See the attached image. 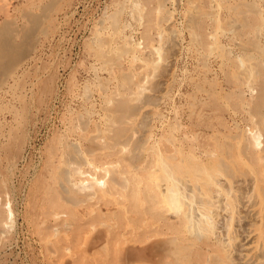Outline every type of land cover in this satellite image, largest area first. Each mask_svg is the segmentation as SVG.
<instances>
[{"label": "rangeland", "instance_id": "obj_1", "mask_svg": "<svg viewBox=\"0 0 264 264\" xmlns=\"http://www.w3.org/2000/svg\"><path fill=\"white\" fill-rule=\"evenodd\" d=\"M34 2L35 5L33 4ZM231 4L232 6L255 5L256 9L253 7L255 12L252 11L247 16L248 27L241 26V19H235ZM38 5L40 7L37 8ZM26 7L27 9H25ZM21 8H24V11ZM29 8H32V10ZM26 10L27 12L30 10L29 14H27ZM198 11L201 12L198 13ZM43 13L47 15V18H44L46 15L43 16ZM20 14H23V16ZM36 14H39L38 16L41 15V18H43L42 24L39 26L40 29L38 31L36 29L35 33L33 32L32 40L29 44H26L27 49L21 47L22 52L20 53L21 55L19 54L18 61V64L22 65H20L21 68L18 71L20 76L16 75L15 79L7 85L8 90L6 87L0 91V264H127L123 255L124 244L118 243L117 253L116 244L112 238L117 233L121 234L130 231L128 227L131 223V217L123 209L118 210L116 214H109L108 207L105 204L109 202V207L113 208L116 203L124 202L123 190L121 187H115L108 196L104 195L102 191L104 192L110 179L107 175L110 174V171V175L115 172V174L119 173L121 175L118 174L119 177L126 178V170L130 166L123 161L122 157L124 155L122 153L121 156L118 153L107 156L110 148H104V146L108 147L106 140L90 138L99 122H101V109H104L105 99L111 98V92L113 94L114 91L115 96L117 95L119 98H117L118 100L130 94L126 97L127 100L126 98L124 99L126 102L122 103V105L126 109L128 108L127 111H132L136 108L135 105L140 101V98H142V101L147 94H151L149 90H155L154 87H158L162 75L164 76L167 70L172 69L174 80L168 90L169 93L167 92L168 98L165 96L164 100L166 101L163 100V103L156 110L158 116L163 115L160 118L164 117V120L162 121L158 118L157 121L155 120L153 123V127H155L154 136L149 142L151 144L154 140H158L162 132L166 133V136L174 131L172 134L175 135L178 134V131L189 127L197 131L198 127L194 122H198L202 126L204 121L213 115L208 109L204 111L200 120L196 119L200 111V104L204 100L206 102L207 96L205 93L196 91L193 87L195 86L193 80L198 83L197 81H199L198 79L201 78L203 73L201 72L204 66L202 63H205L206 68L209 69L207 80L213 81V79H217L221 87H223V93L229 92L228 78L221 70L222 64L226 62L225 60L231 58L233 61L235 60L237 69L241 68V62L238 63L241 57L239 55V45L246 38H254L264 49V23H259L260 17L264 20V0H0V27L5 24L9 26L12 24V28L16 27L14 29L23 30L29 26V18H37ZM196 15L199 17L197 18V20L199 19L198 22L197 20L195 21ZM193 16L196 17L193 18ZM188 17L192 18L189 19ZM8 19H11V21ZM193 19L197 22V30ZM168 21L171 23V25H168L170 27L167 26ZM236 22H238L239 27ZM44 26H46L45 29H43ZM228 28H231V31L227 33ZM257 28L258 31L256 30ZM42 29L45 32L42 31L43 33H40ZM171 30L175 31L176 34ZM252 30L256 34L252 33ZM195 31L197 35L195 37L198 40L193 36ZM209 35L215 36L212 38ZM192 36L193 39H191ZM35 40H37L36 43ZM197 41H199V45ZM237 42L238 46L236 45ZM215 46L217 47L216 50H209V48L214 49ZM221 49L228 54L225 59L219 55ZM209 51L213 52L210 53ZM27 52H29V55ZM39 52L42 53L40 54ZM102 52H105L104 54L107 57L100 55L103 54ZM109 54L112 59H110ZM203 55H205V59L202 58ZM21 56H24V58H21ZM171 58L172 62L169 63L168 59ZM116 62L121 65L118 66ZM104 63L108 64L107 68ZM214 69L216 75L212 73ZM123 75H126V78ZM124 78L126 84L124 83ZM142 83L145 89L140 87ZM123 84L127 87L129 85V88H125ZM102 85L108 89L104 87L106 88L104 89L105 91L103 88V91H100V88L103 87ZM123 86L125 90L121 89ZM146 86H149L148 90ZM16 87L17 89H15ZM140 88H142V91ZM243 91L245 96L249 97L250 93L245 88H243ZM139 92L142 93L140 98ZM132 93L135 96H132ZM119 94L121 95L119 96ZM129 97H132V101L134 99L135 101L132 103ZM127 101L132 103V105L130 104L131 107ZM134 102L137 103L134 104ZM92 105V108L95 109H90ZM81 106H84V109ZM173 110L177 113L175 114ZM93 113L94 115H91ZM221 117L222 123H228L229 125L234 123L235 120H239L231 117L227 112H224ZM173 118H177V121ZM213 121L217 122V119ZM82 122L84 125H81ZM180 123L183 126H180L181 130H179L180 127L178 128V125H181ZM74 124L80 129L75 127ZM85 126L87 130L84 129ZM175 127L178 129L176 130ZM69 128H72V130ZM123 129L131 131L126 126ZM88 138H90L91 143L88 142ZM74 142L75 144H72ZM65 144L75 145L78 151L80 150V155H78L79 162L75 164V166H78V171L75 170L76 172L74 171L76 167L71 166L74 163L68 164L70 165L69 167L64 163ZM100 146L101 149L103 148L102 150L98 149ZM81 158L86 163L83 159L79 160ZM80 164L85 167L82 165L79 167ZM110 165L118 168H113ZM70 167L73 168L71 169ZM59 168L69 172L67 173L69 175L67 176L69 177L68 182L72 184L70 187L73 188L70 191L71 195L67 194L69 197L63 195L65 193H63L58 184L60 181L58 180ZM72 170L75 172L74 174ZM105 170H107V173H105ZM92 177L95 178L92 180L93 183L91 182ZM103 178L105 179L100 180ZM83 181L85 182L83 183ZM88 182L98 184L101 187L91 185ZM102 182H104V188ZM43 188L46 189L43 190ZM75 188L77 190H74ZM34 189L37 190L35 191ZM90 190L95 193L92 194ZM74 196L78 198V202L76 201L77 205H74L76 203L74 202L76 200ZM69 198L74 200H68ZM73 202L74 204L71 205ZM7 208L11 211L10 213ZM92 211L93 213H91ZM8 217H11V219L8 220ZM10 220L14 223H11ZM91 221L95 222L96 227L105 231L106 235L105 242L102 241L103 243L100 242L95 246L90 245L87 242V237L83 235L80 239H76L74 236L78 224ZM66 222H71L72 224L70 223L71 225L68 226L69 223L67 225ZM101 223L102 227L100 226ZM107 225L111 227L107 228ZM53 234L56 238H54ZM83 240H86V242ZM48 242L52 245H49ZM104 248L106 250H103ZM51 249L56 252L53 250L50 255ZM86 251H89V253H86ZM64 257L67 260L64 261ZM59 260L60 262H58ZM131 264H139V262L135 261L131 262Z\"/></svg>", "mask_w": 264, "mask_h": 264}, {"label": "bare ground", "instance_id": "obj_2", "mask_svg": "<svg viewBox=\"0 0 264 264\" xmlns=\"http://www.w3.org/2000/svg\"><path fill=\"white\" fill-rule=\"evenodd\" d=\"M175 1H178V0H175ZM35 2L33 3L34 5H35ZM237 2H239V1H237ZM189 3H190V1H189ZM226 3H228V2H226ZM176 4L178 7L177 2H176ZM189 5H191V4H189ZM193 5L195 6V4H193ZM209 5H210V3H209ZM228 6H229V4H228ZM230 6H232V4ZM38 7H40V6L38 5L37 8ZM175 7H176V5H175ZM190 7L192 8V6H190ZM253 7L255 8V5L254 6L253 5L252 6H250V5H248V6H245V5H234V6H232L231 10L234 13L235 19H241V23H240L241 26H243V27L249 26V24L247 22V16H249L252 11L255 12L256 8L254 9ZM213 8H215V7H213ZM226 8H227V6H226ZM25 9H27V7ZM29 9L32 10V8H29ZM30 10H28V12ZM46 10H48V9L46 8ZM22 11H24V8L22 9ZM38 11H40V10H38ZM187 11H188V9H187ZM1 12H2V10H1ZM26 12H27V10H26ZM26 12H24V13H26ZM28 12H27V14H29ZM47 12H49V11H47ZM199 12H201V11H198V13ZM214 13H215V11H214ZM261 13H263V12H261ZM23 14H20V15L23 16ZM38 15H37L36 19L35 18H29L30 19L29 26L27 28H24L23 30L14 29L16 27L12 28V26H11L12 24L10 26L6 25V24L5 25L2 24L4 26L0 27V91H2L4 88H6L7 85L15 79L16 75H18V71L21 68L20 67L21 64H18L19 54L22 52L21 47L27 49L26 44L27 43L29 44V42L32 40V36L35 33V30L37 29L36 31H38V29H40L39 26L42 24L43 18H41V15L40 16H38ZM44 15H46V14L43 13V16ZM189 15H191V14H189ZM206 15H208V14H206ZM14 16H15V14H14ZM33 16H34V14H33ZM202 16H203V14H202ZM195 17L193 16V18H195ZM44 18H47V15ZM191 18H189V19H191ZM197 18H199V17L197 16L195 21L197 20ZM4 19H5V17H4ZM14 19H15V17H14ZM16 19H18V18H16ZM259 19H260L259 23H264L263 22L264 20L262 19V17H260ZM8 20L11 21V19H8ZM198 20H197V22H198ZM195 21L193 19V22H195ZM231 21H232V19H231ZM197 22H195V24H194L195 26L197 25ZM236 23L239 27L238 22H236ZM14 24H15V22H14ZM21 25H23V24H21ZM45 25H48V24H45ZM168 25H171V23L169 21L167 22V26ZM188 25H190V24H188ZM232 26H231V28H232ZM168 27H170V26H168ZM259 27H261V26H259ZM45 28H46V26H44L43 29H45ZM187 28H188V26H187ZM189 28L191 29L190 26H189ZM193 28H195V27H193ZM231 28H228L227 33H228V31H231ZM43 29L40 31V33L45 32ZM195 29L197 30L198 26H196ZM205 30H207V29H205ZM256 30L258 31V28ZM171 31H173V30H171ZM173 32L175 33V31H173ZM229 33H231V32H229ZM252 33H255L254 30H252ZM195 35H196V31H195V33H193V36L196 39ZM193 36L191 39H193ZM214 36L215 35H213V37ZM240 36H241V34H240ZM259 36H260V34H259ZM209 37H212V36L209 35ZM225 37H227V36L225 35ZM196 40H198V39H196ZM36 41L37 40H35V43H36ZM197 42L199 45V41H197ZM257 42L252 37H250L249 39L246 38V40L241 41L240 45L237 42L236 45L237 46L239 45V52H240L239 55H241L240 59L238 60V63L241 62V64H242L240 69H237V67L235 66V60L233 61L231 58L225 60L226 62L222 64L221 70L226 75V78H228L227 81L229 82V87H230L229 92L223 93V91H222L223 87H221V84L217 79H213V81L207 80L208 79L207 75H208L209 69L206 68L207 66L205 63H202V65L204 64L203 70L201 71V72H203L202 76L199 79L196 77L199 80V81H197L198 83H196L195 80H193V83L195 84V86H193V87L196 89L197 92L205 93L207 97H206V102H204L205 101L204 100L200 104V108H199L200 111L197 114L196 119L200 120V118H202V114H204V111L208 110V109L210 112H212L213 116L208 117L204 121V124L202 126H200V124L198 122H194L195 125L198 127L197 131H194V129L191 127L185 128L184 130H181L182 128L180 126H182V123H180L181 125H178V128L180 127L179 130H181V131H178V134L174 135V134H172V132H174V131H172L171 134H167L165 136L166 133L164 134V132H162V134L160 135L158 140H156V141L154 140L151 144L149 142L151 140L152 136H154V132H155L154 128L155 127H153V123L155 122V120L157 121V118L159 120H162V121L164 120L163 119L164 117L162 119L160 118V116H163V115L158 116V113L156 112V110L158 109L160 104L163 103L165 96L167 97V92H168L171 84H173L174 73H173L172 69L167 70V72L165 73L164 76L162 75L160 82L158 83V87L157 88L154 87L155 90H153V89L151 91L149 90V92H151V94H147L146 97H144V99L142 101H141L142 98H140V95L142 96V93L139 92L138 95H139L140 101L136 98L139 102L138 103L134 102V104L135 103H137V104L135 105L136 108L132 111H130V110L127 111L128 108L126 109L124 107V105H122V103L126 102L124 99L126 97H128L130 94H127L126 97H124V98L121 97L122 99L118 100L119 98L117 95H116L117 97L115 96V94H114L115 91H114L113 94L111 92V98L105 99L104 107L102 106L104 109H101L102 110V113L100 116L101 122H99V125H97L96 129L94 130L95 134L93 133L94 135L92 134V137H90V138H92L94 140L95 139L106 140L105 142H107L108 147L104 146V148H108V149L110 148L109 153H107L108 154L107 156H111L115 153H118L119 156H121V153H122L124 155V157H122L123 161L128 163L130 166V168L128 170H126L127 171L126 178L119 177L120 174L119 173H118L119 175L117 173L115 174V172H113L114 174L112 173V175H110L111 171L109 170L110 174H107V175L110 177V179L108 178L109 181L106 184V188H105L104 192L102 191V193H104V195L108 196L110 194V191L115 189V187H117V188L121 187V189L123 190L124 202L116 203V200H115L116 206H114L113 208L109 207V204H110L109 202H106L105 204H106V207H108V213L109 214L110 213L116 214L118 210L123 209L124 212L129 214L131 217V223H130V226L128 227V228H130V231L123 232L121 234L117 233L112 238L113 242L116 244V252L118 251V249H117L118 243L124 244L123 245L124 246L123 255L125 258L124 260H126L127 264H131V262H135V261L139 262V264H264V49ZM35 43H32V44H35ZM234 43H236V42H234ZM223 46H221V47H223ZM177 47H178V45H177ZM215 47H214V49L209 48V50L210 49L216 50L217 47L216 48ZM219 47H220V45H219ZM112 49H111V52H112ZM176 51H177V49H176ZM209 52L211 53L213 51H209ZM28 53L29 52H27V54ZM104 53L100 54V55H104V57H107L106 54H104ZM219 55H221L223 57V59H225L228 56V54L222 49H221V53H219ZM24 56L23 57L21 56V58H24ZM109 56H110V59H112L111 58L112 56L110 54H109ZM204 56L205 55H203V57L202 56L201 57L204 58ZM25 58H26V56H25ZM120 58H122V57H120ZM173 58H174V56H173ZM104 59H106V58H104ZM198 59H200V58H198ZM108 60H109V58L106 61L108 62ZM110 61H112V60H110ZM113 61H114V59H113ZM168 61H169V63H171L172 58L168 59ZM195 61H196V59H195ZM20 62H21V60H20ZM147 63H149V62H147ZM104 64H105V67L107 68L108 64H106V63H104ZM118 64H119V62L117 63V65ZM109 65L111 66L112 64H109ZM120 65H118V66H120ZM110 69H111V67H110ZM110 69H108L109 72H111ZM118 71H120V70H118ZM95 73H97V72H95ZM212 73H215V69L213 70ZM215 75H216V73H215ZM18 76H20V75H18ZM119 77H120V75H119ZM125 78H124V83L126 84ZM121 79H123V78H121ZM180 79H181V77H180ZM188 81H190V80H188ZM134 82H133V84H134ZM122 83H123V81H122ZM206 83H207V85H206ZM107 84H108V82H107ZM107 84H106V86H107ZM115 84H117V83H115ZM125 84H123V85H125ZM144 84H145V82H144ZM144 84L142 83V86H140V87H143ZM191 85H193V84H191ZM106 86L101 87L100 91H103L104 89H106L107 88ZM120 86H122V84H120ZM207 86L209 89L207 88ZM9 87H10V85H9ZM104 87H106V88H104ZM148 87H147V90H148ZM102 88H103V90H102ZM125 88L128 89L129 85H128V87L125 85ZM125 88H124V86L121 87V89H124V90H125ZM243 88H245L250 93V95L248 94L249 97L245 96ZM6 89L8 90V87ZM15 89H17V87ZM140 89L142 91V88H140ZM144 89H143V92H144ZM9 90H11V89H9ZM192 90H194V89H192ZM5 93L7 94V92H5ZM30 94H31V92H30ZM85 95H86V93H85ZM120 95L121 94H119V96ZM6 96H9V95H6ZM132 96H135V95H133V93H132ZM3 97L5 98V96H3ZM84 97H86V96H84ZM131 98L129 97V100H131V102L133 103V101H135V99L132 101ZM126 100H127V98H126ZM164 101H166V100H164ZM6 102L8 103V101H6ZM127 102H129V101H127ZM97 103H99V102H97ZM132 103L129 102V104L128 103L127 104L132 105ZM131 105H130V107H131ZM92 107H93V105L91 106L90 109H95ZM0 109H1V107H0ZM73 109H74V107H73ZM223 111L229 113L231 117H235V119H239V120H235V122L233 121L234 123H231V125H229L228 123H222V120H220V118H222L221 115L224 113ZM2 112H3V110H2ZM173 112H175V111L173 110ZM73 113H75V112H73ZM176 113L177 112H175V114ZM87 114H89V113H87ZM13 115H14V113H13ZM91 115H94V113ZM97 115H99V114H97ZM16 116H18V115H16ZM226 118H227V116H226ZM175 119L177 121V118H175ZM214 119H217V122H214L213 121ZM176 121H175V123H176ZM179 121H180V119L178 120V124H179ZM95 123H96V121H95ZM162 123H164V122H162ZM96 124H98V123H96ZM170 124L172 125V127H174L172 123H170ZM15 125H17V124H15ZM81 125H84L83 122ZM1 126H3V125H1ZM123 126L128 127L129 129H131V131L130 130L125 131L123 129L124 128ZM75 127H78V126L75 125ZM168 127H169V125H168ZM178 128H176V130ZM84 129L87 130L86 126ZM84 129H82V130L84 131ZM70 130H72V128ZM172 130H175V129H172ZM76 131H77V129H76ZM68 138H69V136H68ZM90 138H88V142H90V140H89ZM94 140H92V141H94ZM72 144H75V142ZM99 145H101V144H99ZM64 148H65L64 151L66 153V154H64L65 165L67 166L70 163H74L73 165L71 164V166L76 167L74 169V171L77 170L78 166L77 165L75 166V164L77 162H79L78 161V155H80L79 154L80 150L78 151L77 146H75V145L65 144ZM98 149L102 150L103 148L101 149V146H100V148H98ZM84 154H85V152H84ZM61 155H63V154H61ZM83 158H81L79 160H82ZM91 159H93V158H91ZM84 162H85V160H84ZM116 163H118V162H116ZM82 164H80L79 167ZM128 164H127V166H128ZM69 166L70 165H68V167ZM110 166L113 167L112 165H110ZM57 167H59V166H57ZM83 167H85V166H83ZM114 167L118 168L117 166H114ZM63 168H61V169H63ZM113 168H111V169H113ZM61 169L59 168L60 171L58 172L59 173L58 174V180H60L59 181L60 183L58 182V184L60 186V189L63 191V193H65V194H63L64 196H66L67 194L71 195L70 191L73 188L70 187V185H72V184H70L68 182L69 177H67V176H69V175L67 173H69V172L64 170L66 168H64L63 170H61ZM105 171H106L105 173H107V170H105ZM115 171H117V170L115 169ZM72 172H73V170H72ZM75 172H73V174ZM93 176L95 177V175H93ZM94 177L91 178L92 183H93L92 180ZM104 179L105 178L100 179V180H104ZM84 182L85 181H83V183ZM88 183H90V182H88ZM102 183H103L102 185L104 188V186H105L104 182H102ZM85 185H86V183H85ZM91 185H98V184H91ZM75 186H76V184H75ZM98 186H100V185H98ZM47 188L49 189V187H47ZM45 189L43 188V190H45ZM13 190H14V188H13ZM74 190H77V189L75 188ZM47 191H45V192H47ZM90 191H89V193H90ZM76 193H78V192L76 191ZM91 193H92V191H91ZM94 193H92V194H94ZM34 194H35V192H34ZM44 194H46V193H44ZM83 194H84V192H83ZM84 195H86V193ZM74 198H76V196H74ZM60 199H62V198H60ZM68 200L73 201L74 199L69 198ZM64 201L67 202L65 199H64ZM76 201L78 202V198H76V200H74V202H76ZM90 201H91V199H90ZM74 202L71 203V205H73ZM77 202L74 205H77ZM8 205H9V203H8ZM8 209L9 208H7V210ZM10 212L11 211H9V213ZM9 213H8V215H9ZM91 213H93V211ZM127 214H125V215H127ZM58 215H61V214H58ZM102 215H103V212H102ZM58 217H60V216H58ZM102 217H104V216H102ZM113 218H114V216H113ZM9 219H11V217H8V220ZM125 219H126V217H125ZM12 222L13 221H11V223ZM100 222H102V221H100ZM67 223H69V222H66V224ZM70 223H69V225L68 224L67 225L70 226L72 224V223L71 224ZM11 225H9V226H11ZM113 225H115V224L113 223ZM100 226L102 227V223L100 224ZM11 227H10V229H11ZM55 227H52V228H55ZM109 227H111V226L107 225V228H109ZM126 227H127V224H126ZM104 232L105 231H103L101 228L96 227L94 221L93 222L92 221L91 222H82V223L78 224L77 230L75 231L74 236L76 239H80L81 236L83 235V236L87 237L88 240L87 239L86 240L90 245L95 246L96 244H98L100 242L103 243L102 241H104V239L106 238V235ZM54 233H55V231H54ZM56 235H57V233H56ZM53 236H54V238H56L54 234H53ZM52 238H50V239H52ZM86 240L85 241L83 240V241L86 242ZM48 244H49V242H48ZM49 245H52V244H49ZM45 247H46V245H45ZM52 248H53V246H52ZM80 248H82V247H80ZM80 248H79V250H81ZM84 248L86 249V247H84ZM53 250L50 251V255H51V252H53ZM103 250H106V249L104 248ZM89 251H86V253L87 252L89 253ZM47 252H49V251H47ZM54 253H52V254L54 255ZM95 253H96V251H95ZM100 254H101V251H100ZM106 254H107V251H106ZM119 254H121V253H119ZM68 255L70 256V254H68ZM90 256H92V255H90ZM96 256H99V255H96ZM106 257L108 258V256H106ZM116 257H119V256H116ZM50 258H51V256H50ZM65 260H67V258H65L64 261ZM58 262H60V260Z\"/></svg>", "mask_w": 264, "mask_h": 264}]
</instances>
